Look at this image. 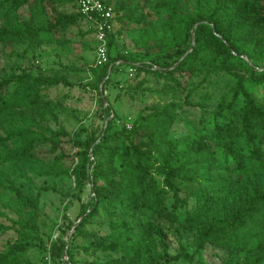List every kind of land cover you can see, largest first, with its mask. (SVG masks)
Returning a JSON list of instances; mask_svg holds the SVG:
<instances>
[{
    "label": "trees",
    "instance_id": "1",
    "mask_svg": "<svg viewBox=\"0 0 264 264\" xmlns=\"http://www.w3.org/2000/svg\"><path fill=\"white\" fill-rule=\"evenodd\" d=\"M69 3L75 4V11L60 9ZM114 6V25L131 19L126 12L119 14L123 3ZM26 7L33 12L29 18L23 16ZM36 14L43 16L44 26L38 25ZM82 22L88 24L78 0H0L4 45H40L42 32L55 36ZM131 22L138 26L133 41L145 59L131 62L126 55L111 56L115 35L110 32L109 59L92 67V87L103 86L118 60L164 80H176L177 74H203L205 80L213 73H227L234 82L232 97L220 101L212 119L214 145L206 125L203 131L173 132L182 108L175 100L145 107L129 130L107 134L106 129L90 140L73 139L65 129L43 124L47 117L58 120L59 107L44 90L60 83L73 85L66 76L34 75L32 67H24L0 79V188L6 191V198L0 195V217L12 222H0V234L16 233L0 251V264H35L25 255L47 249L40 240V197L43 191H58L46 185L36 194L24 191L4 162L33 165L31 170L39 175L73 177L79 190L92 184L94 196L82 205L75 232L91 234L85 226L104 210L109 232L90 248L82 247L116 255L98 264H209L203 258L208 248L214 254L220 251L222 259L240 254L243 264H264V105L256 97L258 88H264V66L259 63L264 59V0H156ZM137 134L140 141L132 138ZM64 139L76 148L73 154L65 152ZM109 149L113 153L103 156ZM72 190L64 196L70 197ZM178 214L185 228L196 231L195 253L181 246L172 254L167 231L154 221L156 215L176 219ZM79 250L61 237L49 247L51 256L67 257L68 264H78Z\"/></svg>",
    "mask_w": 264,
    "mask_h": 264
},
{
    "label": "rangeland",
    "instance_id": "2",
    "mask_svg": "<svg viewBox=\"0 0 264 264\" xmlns=\"http://www.w3.org/2000/svg\"><path fill=\"white\" fill-rule=\"evenodd\" d=\"M115 3H123L120 15L127 13L131 19L116 22L114 25L113 45L110 50L111 56L126 55L131 62L143 61L139 49L134 44V38L138 37L137 24L131 22L139 13H144L156 0H113ZM113 2V3H114ZM51 14L52 9L47 7ZM38 9V8H37ZM60 9L75 11L74 3L62 6ZM32 10L26 7L23 16L31 17ZM38 14V13H37ZM35 15L38 25L44 26L43 16ZM90 23H79L67 30L57 32L55 36L41 33L42 42L40 45L28 43H12L4 45L0 43V79L11 77L14 73H20L26 67H32V73H43L45 75H64L73 85L60 83L49 86L44 90V95L58 103V120L54 121L47 117L43 120L45 126L54 129L63 128L70 133L73 139L90 140L92 137L106 133L112 134L126 128L131 129L135 119L141 110L151 105H164L173 100L182 103L178 110V119L173 125L175 133H188L191 131H203L206 125L209 129V142L211 140V127L214 114L219 108L223 98L230 101L232 94L233 79L227 73L217 72L203 80V74L191 76L176 75V80H164L148 70H138L133 63H125L124 60L116 61L109 68V74L103 86L99 89L92 87L95 77L92 67L96 66L95 47L97 41L95 34L89 32ZM159 27V23L157 25ZM157 27V28H158ZM264 66V59H259ZM70 67V69H68ZM67 68V69H66ZM189 95V96H187ZM256 97L264 105V88H258ZM115 115H114V114ZM202 117L206 119L202 120ZM111 123L108 125V120ZM108 126V127H107ZM3 133V131H1ZM135 141H140L137 134L132 136ZM64 150L73 154L76 148L64 139ZM264 151V142L261 144ZM107 150L103 156L112 154ZM116 157L115 164L121 168L122 161ZM70 160V159H69ZM9 173V176L16 181L24 191L37 193L41 186H52L58 191H43L40 197L42 215L40 218V240L47 249H35L28 252L25 257L35 264H68L67 257L54 258L49 252L52 242L60 237L66 242H73L80 250L76 254L78 264H98L109 256L115 254L104 252L100 249H90L88 252L82 249L83 246L90 248L93 241L101 240L108 232V218L101 209L85 226L87 235L83 232H75L79 224L81 207L87 204L94 196L91 183H85L79 190L75 188L73 177H54L52 175H39L31 169L33 165L25 163H13L8 165L2 163ZM71 165V161H68ZM43 169V168H42ZM70 197L64 196L63 192L71 189ZM0 195L6 198V191L0 188ZM185 196V192H182ZM4 199L1 200L3 202ZM172 202L170 198L168 204ZM68 210H64V205ZM3 210L12 218L15 217L9 209ZM176 219L154 216L156 223L164 226L170 240V252L177 254L180 247H184L192 254L197 247V234L194 229H187L181 224L182 216ZM0 222L11 224L12 222L0 217ZM16 238L13 230L0 234V251L6 249L7 245ZM213 253L208 248L203 258L209 264H243V257L235 255L233 258L222 259L220 251ZM119 255V254H118ZM222 255V256H221ZM199 258V255L197 256ZM174 264H196L193 262L179 260Z\"/></svg>",
    "mask_w": 264,
    "mask_h": 264
},
{
    "label": "built area",
    "instance_id": "3",
    "mask_svg": "<svg viewBox=\"0 0 264 264\" xmlns=\"http://www.w3.org/2000/svg\"><path fill=\"white\" fill-rule=\"evenodd\" d=\"M79 12L94 29L97 41L96 65H104L108 59V34L114 29L115 6L104 0H78ZM157 68V66H155Z\"/></svg>",
    "mask_w": 264,
    "mask_h": 264
}]
</instances>
